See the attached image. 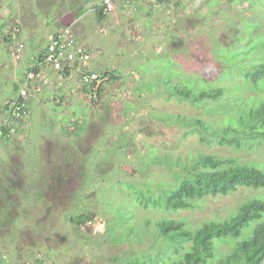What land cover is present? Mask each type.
Returning <instances> with one entry per match:
<instances>
[{
    "label": "rangeland",
    "instance_id": "1",
    "mask_svg": "<svg viewBox=\"0 0 264 264\" xmlns=\"http://www.w3.org/2000/svg\"><path fill=\"white\" fill-rule=\"evenodd\" d=\"M262 2L179 0L145 17L139 0H129L117 10V19L109 15L114 9L107 8L99 22L93 8L101 0H0V125L8 102L19 96L27 65L65 27L79 44L93 47L91 69H110L119 78L108 82L103 76L86 93L77 75L64 78L43 68L42 77L31 84L29 116L9 140L0 139V252L20 264L33 263L39 254L48 263L110 264V258L123 259L153 246L145 236V242L133 246L119 244L114 223L125 219L126 209L131 216L126 226L167 217L137 204L128 187L152 188L158 194L173 183L169 164L147 165L151 156L190 163L199 154H215L264 164V145L248 150L219 143L225 119L215 101L196 107L169 97L185 82L199 92L197 85L207 91L225 87L223 80L231 79V88L224 90L225 107L235 104L233 98L248 107L252 100L264 101V85L254 90L242 77L250 70L242 53L256 59L264 42V34H257L264 28L254 22L263 18ZM7 33L11 45L4 42ZM19 43L24 49L17 57ZM232 86L240 92L230 94ZM166 115L171 120H159ZM197 118L210 128L208 133L189 125ZM259 197L264 190L242 188L228 196H208L192 210L168 217L184 219L194 230ZM84 210L91 223L73 227L68 219ZM50 249L62 255L43 253Z\"/></svg>",
    "mask_w": 264,
    "mask_h": 264
},
{
    "label": "trees",
    "instance_id": "2",
    "mask_svg": "<svg viewBox=\"0 0 264 264\" xmlns=\"http://www.w3.org/2000/svg\"><path fill=\"white\" fill-rule=\"evenodd\" d=\"M166 2L168 3V1ZM59 3L61 4V1ZM56 7L55 4L52 10ZM83 9L85 8L83 7ZM93 9H95L96 19L99 22L103 21L108 15L105 7L102 9L100 6H95ZM78 12L81 14L80 10ZM259 16L263 17L262 22L256 19L254 22L258 23V29H263L264 15ZM38 17H42V15H38ZM41 22H44L43 18H41ZM45 25H48L47 21H45ZM2 28L3 25L0 26V35L2 34ZM17 28L20 29L19 26ZM26 31L27 27L25 26L23 32L25 33ZM257 34L264 33L258 30ZM4 42L11 45L13 43L12 36L7 33ZM244 43L246 46L250 45V43L246 42V38ZM77 44L79 43L77 42ZM48 45L40 53L38 51L35 53V55L38 54L32 58L34 63L43 60L42 58ZM259 54L258 58L252 59L251 55L242 53V63L246 69H250L242 77L245 83L253 86L254 90L261 89L264 85V42L260 45ZM244 60H247V62ZM34 63H30V65H34ZM30 65H27L29 67L23 75L22 84L24 83L25 75L35 70L34 68L32 70ZM95 72L109 77L108 82L119 79L115 76V72H111L110 69ZM63 75L69 74L64 72ZM223 81L225 82V87H215V89L207 91L199 89L197 85L199 92L190 90L187 87L189 83L185 82L181 87L176 86L174 88L175 92L172 95L170 94L169 97L176 98L180 102L190 103V105H195L196 107L208 101H215V105L218 106L217 108H219L225 119L220 130L222 131L221 139L219 140L220 144L235 146L238 149L242 146V149L248 150L254 146H263L264 101L257 102L252 100V105L248 107V104L238 103L233 98V104H235L233 106L229 104L232 107L227 108L225 106L228 105V101L223 103L224 90L231 88L229 86L232 81L231 79L230 81L228 79ZM95 85L93 83L90 86H83V91L91 93V89ZM232 88L233 90L228 91L230 94L240 92V89L235 91V86H232ZM30 91L32 92L31 84L28 87L29 94ZM19 97L20 94L16 99L8 102L4 109L6 114L10 113V105L16 102ZM29 105L27 116H29ZM159 120L166 122L171 120V118L166 115L159 118ZM194 120L195 123L190 122L189 125L201 126L204 133L209 132L210 128L204 127L199 118ZM21 123L22 121L16 127L18 128ZM217 136L219 137V135ZM9 139L7 138L6 140ZM203 141H210V138L204 137ZM216 156L215 154H199L190 163H182L179 160L173 163L169 161L168 157L162 160L153 156L149 158L147 165H150L153 161L163 166L169 164V171L174 174L173 183L167 185L158 194H154L152 188L142 191L137 187L128 185L130 190H132L131 197L135 196L136 203L143 208L159 210L167 217L155 221L144 218L141 220L140 226L135 227V224L126 226L127 220L131 218L128 209H126L124 211L126 214L125 219L114 223L117 227L114 234L120 239L119 244L129 242V245L133 246L136 243L145 242L143 239V236H145L153 242V246L138 254L130 253L123 259L110 258V264H262L264 261V197L245 200L239 203L235 210L228 214L227 218L204 221L201 225L195 227L194 230L189 229V225L184 219L168 217L169 213L192 210L194 207L199 206V203L208 196H228L242 188L264 190V164H260V162L240 163L236 159ZM128 216L130 217L127 218ZM68 222L73 227L84 228L89 222L91 223V219L85 214L84 210L70 217ZM120 229H123V231ZM222 246H227L230 249L222 252L220 249ZM51 250L55 252L54 257L60 253L56 249L45 250L43 253L48 252L49 254ZM60 254L62 255V253ZM8 258L10 259L11 257L8 256ZM37 258L38 260H34L31 264H56L55 261L46 262L48 259L46 257L42 258L40 254L37 255ZM15 261L20 262L18 259L13 260V262Z\"/></svg>",
    "mask_w": 264,
    "mask_h": 264
},
{
    "label": "built area",
    "instance_id": "3",
    "mask_svg": "<svg viewBox=\"0 0 264 264\" xmlns=\"http://www.w3.org/2000/svg\"><path fill=\"white\" fill-rule=\"evenodd\" d=\"M117 1L104 0L103 4L110 9ZM23 48L24 46L22 44H18L14 51L15 56H20ZM90 56L91 53L89 50L76 45L70 29H65L52 38L40 66L51 68L54 71H67L76 74L85 85L95 83V87H98L103 79L96 72H90L88 67ZM40 78L41 72L36 73L32 71L27 74L19 93V99L10 105V113L6 115L0 126V139H6L15 134L16 125L27 117L30 96L28 87Z\"/></svg>",
    "mask_w": 264,
    "mask_h": 264
},
{
    "label": "clouds",
    "instance_id": "4",
    "mask_svg": "<svg viewBox=\"0 0 264 264\" xmlns=\"http://www.w3.org/2000/svg\"><path fill=\"white\" fill-rule=\"evenodd\" d=\"M125 0H118L117 2H115L114 4H113V6L111 7L112 9H114L119 3H121V2H124ZM166 1H168V3L166 2ZM103 2H104V0H101V8L103 9L105 6H104V4H103ZM176 2H179V0H155V2H154V5H157V6H159V4H163V5H165V7L168 5V6H171V5H174ZM179 4V3H178ZM178 4H176V5H178ZM96 6V5H95ZM106 9H107V7H105ZM110 8V9H111ZM94 11H95V9H93ZM65 29H70V31H71V28L70 27H65L64 29H62V30H65ZM62 30H60V31H62ZM60 31H56V33L51 37V41H52V38L56 35V34H59L60 33ZM72 34H73V32H72ZM74 35H72V37H73ZM74 38V37H73ZM74 40H75V42H76V45L77 46H81V47H84V48H86L87 50H89L90 51V53H91V56H90V60H92V59H94V57H92L93 56V51H94V49H93V47H90V46H83V45H81V44H77V40L74 38ZM50 43L51 42H49L48 44L50 45ZM19 44H22V43H19ZM23 45V44H22ZM49 45H48V47H49ZM24 46V45H23ZM17 47V46H16ZM48 47H47V49H48ZM16 49V48H15ZM24 49V48H23ZM15 51V50H14ZM47 51V50H46ZM22 53H23V51H22ZM46 53V52H45ZM45 55V54H44ZM44 58V57H43ZM42 58V59H43ZM42 63V61L41 62H36V63H34V65H33V68L35 69V70H33V68H32V70L34 71V72H41V77H42V69L44 68L43 66H40V64ZM88 67H89V70H90V72H95V69L93 70V69H91L90 68V62L88 63ZM49 69H51V68H49ZM51 70H53V69H51ZM54 71V70H53ZM57 72V74L58 75H60V76H62V77H64V78H66V77H69V76H73V75H76V74H73V73H70V72H67V71H56ZM67 73V74H69V75H66V76H64L63 75V73ZM97 73V72H96ZM98 74V73H97ZM101 77H102V79H105L104 77H103V75L102 74H99ZM26 76H27V74L25 75V77H24V80H25V78H26ZM78 76V75H77ZM107 77V76H106ZM78 78H79V80H80V77L78 76ZM108 79H109V77H108ZM39 80V79H38ZM81 81V80H80ZM108 81V80H107ZM35 82V81H34ZM81 84H82V86H90V85H85L84 83H82V81H81ZM22 89V88H21ZM92 90V89H91ZM21 91V90H20ZM28 117V116H27ZM1 126V125H0ZM16 129H17V127H16ZM16 133V132H15ZM10 138V137H9ZM5 139V138H4ZM7 139V138H6ZM5 139V140H6Z\"/></svg>",
    "mask_w": 264,
    "mask_h": 264
},
{
    "label": "crops",
    "instance_id": "5",
    "mask_svg": "<svg viewBox=\"0 0 264 264\" xmlns=\"http://www.w3.org/2000/svg\"><path fill=\"white\" fill-rule=\"evenodd\" d=\"M139 2H140V9H141V15L140 16H145V17H150L153 14L155 9H158L159 7H161L163 5V4H159V6L154 5L155 0H139ZM124 4L125 5L129 4V0H125L124 2L119 3L116 6L117 9L115 7L114 11L109 14V15H114V20L118 18L117 17L118 16L117 10L119 9V7H122V5H124ZM46 69H48L49 72H53V70H51L49 68H46ZM39 86L42 89L43 86H41L40 84H39ZM4 259H6L5 264H20V262H10V259L0 252V264H2L4 262Z\"/></svg>",
    "mask_w": 264,
    "mask_h": 264
}]
</instances>
